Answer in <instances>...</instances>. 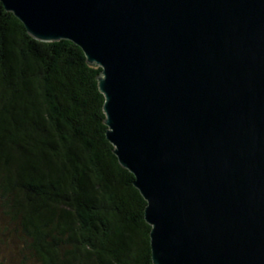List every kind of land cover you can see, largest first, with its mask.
<instances>
[{
    "label": "water",
    "instance_id": "obj_1",
    "mask_svg": "<svg viewBox=\"0 0 264 264\" xmlns=\"http://www.w3.org/2000/svg\"><path fill=\"white\" fill-rule=\"evenodd\" d=\"M100 66L152 264H264V0H0ZM95 64V65H94Z\"/></svg>",
    "mask_w": 264,
    "mask_h": 264
},
{
    "label": "trees",
    "instance_id": "obj_2",
    "mask_svg": "<svg viewBox=\"0 0 264 264\" xmlns=\"http://www.w3.org/2000/svg\"><path fill=\"white\" fill-rule=\"evenodd\" d=\"M100 71L0 2V208L17 264H152L146 201L105 138Z\"/></svg>",
    "mask_w": 264,
    "mask_h": 264
},
{
    "label": "rangeland",
    "instance_id": "obj_3",
    "mask_svg": "<svg viewBox=\"0 0 264 264\" xmlns=\"http://www.w3.org/2000/svg\"><path fill=\"white\" fill-rule=\"evenodd\" d=\"M5 226H7V229H5ZM16 235L17 233H13L12 226L9 224L8 218L5 216L3 210L0 208V263L1 264H17V260H20L21 255H19L16 252L17 243L20 242L18 241ZM24 257H28L27 253ZM26 262L27 264H29L28 259L26 260Z\"/></svg>",
    "mask_w": 264,
    "mask_h": 264
}]
</instances>
